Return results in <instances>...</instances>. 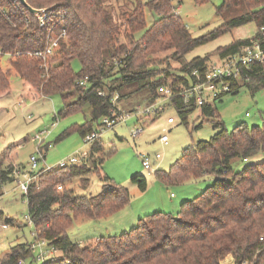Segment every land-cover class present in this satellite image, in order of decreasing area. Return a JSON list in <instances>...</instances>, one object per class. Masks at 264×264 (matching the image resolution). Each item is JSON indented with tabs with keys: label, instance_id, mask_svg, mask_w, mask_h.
<instances>
[{
	"label": "trees",
	"instance_id": "trees-1",
	"mask_svg": "<svg viewBox=\"0 0 264 264\" xmlns=\"http://www.w3.org/2000/svg\"><path fill=\"white\" fill-rule=\"evenodd\" d=\"M174 1L180 2L132 0V7L122 12L123 21L117 25L110 15L108 0H26L38 9L52 6L37 15L18 0H0V49L9 53L0 55V99L10 93L11 77L17 75L26 98L60 95L62 106L55 118L88 105L90 120L73 124L57 140L73 130L83 137L118 106L117 102L112 104L114 95L118 101L143 92L149 102L158 96L160 85L169 84L174 89L190 86L196 80L194 71L202 75L210 64L208 54L182 61L180 70L184 75L179 79L166 81L162 74L168 71L158 66L167 65L171 58L181 60L195 46L233 27L253 23L255 32L251 37H239L217 47L215 57L236 53L253 39H259L264 47V0H222L217 8L220 13L241 9L240 14L199 37L190 34L174 11ZM146 10L153 16L149 25ZM40 15L43 25L39 23ZM63 29L65 37L58 38L52 54L42 58L34 53L44 49L51 34L58 35ZM73 59L80 63L79 72L71 67ZM85 76L87 83L79 84L77 81ZM229 83L225 94L235 93L241 86L251 93L264 88V59L241 68L239 77ZM98 91H104V95ZM222 95L200 106L192 97L186 102L179 95L168 100L184 124L188 114L199 109L201 118L212 121L218 129L207 140L190 142L167 171H156L166 183L213 176L212 183L199 194L181 202L175 215L154 211L138 217L128 231L73 242L66 231L77 216L99 219L113 214L129 202L130 193L127 187L99 173L103 186L97 194L63 188L61 182L68 177L86 181L85 174L98 171L106 156L100 137L88 144L81 161L40 172L23 194L27 214L35 241L44 240L51 249L61 252L40 264H220L227 255L238 263L263 262L264 240L259 237L264 235V120L261 127L241 122L226 130L215 106ZM137 105L126 110L132 111ZM8 149L0 152V185L14 175L17 165L11 161ZM131 179L141 190L146 188L145 177L134 175ZM4 224L22 225L15 224L11 217H5ZM31 243L11 245L0 254V264L33 259Z\"/></svg>",
	"mask_w": 264,
	"mask_h": 264
},
{
	"label": "rangeland",
	"instance_id": "rangeland-1",
	"mask_svg": "<svg viewBox=\"0 0 264 264\" xmlns=\"http://www.w3.org/2000/svg\"><path fill=\"white\" fill-rule=\"evenodd\" d=\"M109 11L117 25L123 21L122 12L129 11L132 0H108ZM222 0H195L174 1V11L180 15L190 34L199 37L208 34L228 18L240 14L241 9H232L220 13L217 8ZM153 16L146 10V22L149 25ZM122 28V26H120ZM255 32L253 23H246L233 27L217 37L207 40L188 51L181 60L171 58L165 67L169 74H162L166 81L184 75L180 70L182 61L190 60L195 56H204L215 59L216 48L229 44L239 37H251ZM124 41V40H123ZM164 55V54H162ZM74 72L80 71V63L77 59L71 61ZM22 82L19 76L11 77V91L0 99V152L9 147V156L16 165V170H28L30 168L29 157L34 154L37 160V168L52 166L67 159L70 156L79 157L87 152L89 145L83 142L82 136L75 130L63 137L60 134L73 124H82L91 118L90 107L84 105L80 110L72 112L64 117H56V113L62 106L59 94L46 98H26L22 92ZM74 98H71V100ZM153 98L149 102H155ZM213 100L210 99L209 102ZM147 99L143 92H134L117 101V105L123 111L133 104L145 105ZM162 109L147 118L134 116L129 112L125 121L106 129L100 136L106 156L98 167V171H92L83 177L75 176L71 180L68 177L61 182L63 188L72 187L76 192L97 194L102 189L98 173L109 176L113 182L127 187L130 193L129 202L119 211L101 217L91 219L87 216H77L67 228L68 238L73 242H87L103 234H118L128 231L136 224L138 217L154 211L169 212L175 215L184 200H188L199 194L204 187L212 183L213 176L203 175L199 179H187L182 182L166 183L162 181L156 171H167L169 166L182 155L183 149L192 141L207 140L218 129L213 122L202 119L199 109L188 114L187 123L181 122L177 112L168 105V101H162ZM216 110L226 130H231L238 123L262 126L264 120V88L251 93L245 86L238 88L235 93H226L215 101ZM174 117V122L166 123L168 116ZM94 126V123L92 124ZM140 131L134 134L136 128ZM166 132L169 137L167 145H163L158 137ZM48 146L46 147V145ZM43 153H40L42 152ZM150 156L151 170L143 168L139 153ZM156 152L161 153L159 159L154 158ZM259 158L255 159L258 160ZM20 165V166H19ZM15 166V165H14ZM19 166V167H18ZM241 163L237 165L239 168ZM42 173V172H41ZM141 175L146 179V188L141 190L131 177ZM39 176V175H38ZM17 175H14L0 185V254L8 250L16 243L34 242L32 248L34 258L22 260V264H40L42 260L58 257L60 250H52L45 243L38 246L34 239L32 224L28 222L27 202L23 192L17 186ZM19 178H22L19 176ZM43 179V178H42ZM15 219L16 225L4 224V218ZM40 251H46L43 259H38ZM229 257V255L227 256Z\"/></svg>",
	"mask_w": 264,
	"mask_h": 264
},
{
	"label": "built area",
	"instance_id": "built-area-1",
	"mask_svg": "<svg viewBox=\"0 0 264 264\" xmlns=\"http://www.w3.org/2000/svg\"><path fill=\"white\" fill-rule=\"evenodd\" d=\"M40 25L44 24V18L42 15L38 16ZM65 37V30H61L58 35L51 34L48 37V42L43 50L34 51L35 54L45 58V56L52 54L56 47L58 46V38ZM9 55L8 52H3L0 49V55ZM264 59V47L261 45L259 39H253L247 45L242 46L238 52L233 54H227L224 56L215 57L212 59L208 67H206L203 74H198L194 71L196 75V80L190 84V86L179 87L177 89L172 88L169 84H163L157 87V94L155 102H150L145 105H137L132 111H123L120 110L118 106L116 108H112L111 114L103 117L100 121V125L95 127L91 132L86 133L82 139L85 144H90L92 141L96 140L101 136L103 131L106 129L113 128L117 125V123L123 122L130 115L129 112H133L134 116L140 118L142 115L143 118H147L151 114H155L159 109H162V101H168L172 96L179 95L183 98V101L186 102L189 98H194L196 104L198 106L209 102L210 99H214L217 96L225 94L230 89V80L239 77L241 73V68L248 67L250 63L254 61H263ZM79 84L84 85L87 83V76L79 79L77 81ZM100 95H104V91H98ZM117 95H114L112 98V104L115 105L117 100ZM117 109V110H116ZM174 122V117L168 116L166 118V123ZM140 128H136L134 134L138 133ZM158 140L163 144L167 145L169 142V137L166 132L162 133ZM40 153H43L40 152ZM87 152H83L76 156H70L67 161H60L57 166H64L71 163H77L81 161ZM141 158V163L144 169L151 170V161L150 156L146 153H139ZM161 157V153L156 152L154 154L155 159H159ZM37 160L38 158L32 154L29 157L30 168L28 170H16L14 171L15 175H17V186L23 192V194L27 193L29 184L35 182L37 180L40 172L52 168V166H45L41 168H37ZM246 161L247 159L244 157L242 159ZM21 176L22 178H19ZM61 186L58 185V188ZM28 222L31 223V220L28 217ZM260 240H264V235H261ZM37 245L40 246L44 244V240L36 241ZM36 245L34 242L30 244L31 248H34ZM52 250H54L52 248ZM46 251H40L37 255L38 259H43ZM228 256V255H227ZM224 257L220 264H256L253 261L244 260L243 262H236L232 255L229 257ZM19 264H22V261L19 260ZM257 264H264L263 262Z\"/></svg>",
	"mask_w": 264,
	"mask_h": 264
},
{
	"label": "water",
	"instance_id": "water-1",
	"mask_svg": "<svg viewBox=\"0 0 264 264\" xmlns=\"http://www.w3.org/2000/svg\"><path fill=\"white\" fill-rule=\"evenodd\" d=\"M20 2L21 5H23L24 7L27 8V10L31 13V14H34V15H37V14H40L41 12L43 11H46L47 9L51 8L52 6H49L47 8H34V7H31L27 2L26 0H18Z\"/></svg>",
	"mask_w": 264,
	"mask_h": 264
},
{
	"label": "crops",
	"instance_id": "crops-1",
	"mask_svg": "<svg viewBox=\"0 0 264 264\" xmlns=\"http://www.w3.org/2000/svg\"><path fill=\"white\" fill-rule=\"evenodd\" d=\"M170 116V115H169ZM168 124H171V123H168ZM159 138V137H158ZM20 166V165H19ZM97 237H95L94 239H96ZM94 239H92V240H94ZM79 243H81V242H79Z\"/></svg>",
	"mask_w": 264,
	"mask_h": 264
}]
</instances>
